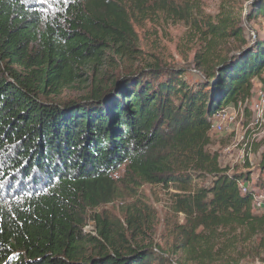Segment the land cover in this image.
Wrapping results in <instances>:
<instances>
[{"label":"trees","instance_id":"trees-1","mask_svg":"<svg viewBox=\"0 0 264 264\" xmlns=\"http://www.w3.org/2000/svg\"><path fill=\"white\" fill-rule=\"evenodd\" d=\"M246 17L264 18V0ZM238 18L226 4L207 14L202 0H0V264H213L218 231L264 232V213L240 185L252 173L221 166L208 149L214 115L249 98L264 69V35L247 41ZM161 20L202 34L208 47L195 61L207 76L197 88L186 71L145 60L89 95L51 100L80 67L98 71L104 58L117 65L116 57L141 50L137 28ZM231 39L236 51L247 49L216 64L214 44ZM143 184L174 190L170 207L185 217L180 262L134 242L142 228L136 203L120 220L97 212ZM90 216L97 235L84 231Z\"/></svg>","mask_w":264,"mask_h":264},{"label":"rangeland","instance_id":"rangeland-1","mask_svg":"<svg viewBox=\"0 0 264 264\" xmlns=\"http://www.w3.org/2000/svg\"><path fill=\"white\" fill-rule=\"evenodd\" d=\"M253 1L202 0V8L205 13L216 15L222 4L233 6L235 16L239 15L237 21L244 29L247 41H253L256 35H264V18L248 19L246 17L247 9ZM161 21L162 24L147 22L137 28L140 39L138 47L141 50L125 57H113L118 61L117 65L114 61L112 65H109L108 61L111 58H104V64L99 67L98 71L93 64L80 67L78 69L80 77L63 88L59 94L52 95L51 100L55 104L62 105L65 102L79 99L81 96L89 95L102 81H109L111 84L115 74L119 71L139 70L145 60H161L170 67L186 71L185 80L190 86L197 88L207 76L206 69L195 61L197 53L203 52L208 47L202 34L193 29L191 24ZM238 42L235 39L216 42L213 47L215 63H219L223 57L240 48ZM260 80V75L253 78L254 86L249 98L239 101L238 105L230 104L225 107L220 111L221 114H226L225 116L219 118L216 115L212 118L210 131L212 144L208 147L211 152L219 153L221 166L230 167L236 172H251V180L247 184L251 188L258 185L259 178L264 181V169H262L264 135L259 134L256 127L257 112L254 110L258 93L264 90V84L260 85ZM220 124H222V130L217 128ZM245 142H248L247 145L244 144ZM122 176V171L117 174V177ZM134 191H132L134 195L126 192L125 197H118L114 202L99 207L97 212H106L114 219L120 220L124 218L123 213L126 206L136 203L142 211L139 215L142 228L134 242L151 243L152 246L162 251L158 252L159 255L171 261L180 262L185 259L181 246L185 238L182 232L185 217L181 213L176 214L170 207L174 190L158 184H143ZM91 217H88L84 231L97 235L95 223ZM200 231L201 228L197 230V233ZM203 249L198 250L203 252ZM209 250L214 259L219 260L215 262L216 264H222L230 259L241 261V263L260 264L264 261V232L260 231L247 236L245 232L239 230L229 236L223 231H218L210 241Z\"/></svg>","mask_w":264,"mask_h":264},{"label":"built area","instance_id":"built-area-1","mask_svg":"<svg viewBox=\"0 0 264 264\" xmlns=\"http://www.w3.org/2000/svg\"><path fill=\"white\" fill-rule=\"evenodd\" d=\"M254 110L257 112L256 127L259 130V134L264 135V90H261L258 93V98L255 102ZM216 115L221 118L226 114H221V112H218L214 116ZM217 128L222 130V124H220ZM247 143L248 142H245L244 144L247 145ZM247 184L248 183L242 182L240 185L243 192L251 191L253 198V210L256 212L264 213V186L261 187L257 185L251 188Z\"/></svg>","mask_w":264,"mask_h":264},{"label":"water","instance_id":"water-1","mask_svg":"<svg viewBox=\"0 0 264 264\" xmlns=\"http://www.w3.org/2000/svg\"><path fill=\"white\" fill-rule=\"evenodd\" d=\"M246 49H247V48L240 49V50L236 51L234 54H232L231 56H233V55H235V56H236V55H240V54H242ZM116 89H117V88L114 87V88L108 90L107 92H105L103 98L105 99V98L109 97L110 95H112V94L116 91Z\"/></svg>","mask_w":264,"mask_h":264},{"label":"snow or ice","instance_id":"snow-or-ice-1","mask_svg":"<svg viewBox=\"0 0 264 264\" xmlns=\"http://www.w3.org/2000/svg\"><path fill=\"white\" fill-rule=\"evenodd\" d=\"M38 3H41V4H58L61 2V0H37ZM63 2H67V0H63Z\"/></svg>","mask_w":264,"mask_h":264},{"label":"crops","instance_id":"crops-1","mask_svg":"<svg viewBox=\"0 0 264 264\" xmlns=\"http://www.w3.org/2000/svg\"><path fill=\"white\" fill-rule=\"evenodd\" d=\"M260 78H261V84L260 85H262V84H264V71L260 74Z\"/></svg>","mask_w":264,"mask_h":264}]
</instances>
